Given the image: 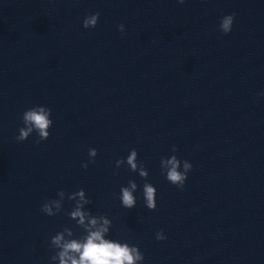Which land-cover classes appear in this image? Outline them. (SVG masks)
<instances>
[{
    "label": "water",
    "instance_id": "95a60500",
    "mask_svg": "<svg viewBox=\"0 0 264 264\" xmlns=\"http://www.w3.org/2000/svg\"><path fill=\"white\" fill-rule=\"evenodd\" d=\"M233 13L224 35L220 19ZM261 92L264 0H0V264H49L52 236L79 230L41 206L80 189L145 264H264ZM37 105L52 111L49 139L17 142ZM132 150L146 178L128 168ZM173 155L193 165L183 189L163 173ZM130 182L127 210L119 195Z\"/></svg>",
    "mask_w": 264,
    "mask_h": 264
},
{
    "label": "clouds",
    "instance_id": "9594fccd",
    "mask_svg": "<svg viewBox=\"0 0 264 264\" xmlns=\"http://www.w3.org/2000/svg\"><path fill=\"white\" fill-rule=\"evenodd\" d=\"M180 5L186 0H177ZM100 19V14L88 15L83 20L85 30L95 29ZM235 21V13L225 15L220 19L219 31L224 35H230ZM118 31L125 33L124 24H120ZM264 96V92L259 93ZM52 111L46 106H34L22 115L23 127L19 129L16 137L17 142H25L31 134L36 133L41 141H47L50 137V129L53 126ZM175 151V148L173 149ZM98 153L96 149L88 150V161L81 166L87 170L90 163L95 161ZM138 154L132 150L127 157V166L132 172L139 171L142 178L148 176L138 163ZM125 161H116L115 167H121ZM182 165V167H181ZM162 169L166 180L174 187L183 189L189 173L193 170V165L188 161H181L177 156L162 161ZM137 190V185L130 182L128 187L120 188L119 201L121 207L132 210L137 206V200L133 193ZM58 198L48 199L41 206L40 211L47 217H56L61 213L67 216L71 225L65 226L61 231H57L50 240V249L54 253L49 258V264H145V257L137 246H133L127 241L112 239V220L107 215H93L88 210L92 201L85 191L80 189L71 193L60 190L56 194ZM143 198L145 207L149 211L157 208V189L154 185L146 183L143 187ZM71 202L70 211L64 212L65 201ZM157 241L167 239L163 231L156 233Z\"/></svg>",
    "mask_w": 264,
    "mask_h": 264
}]
</instances>
